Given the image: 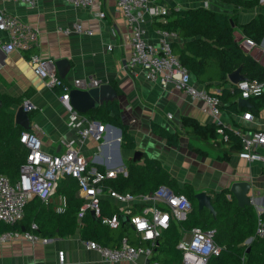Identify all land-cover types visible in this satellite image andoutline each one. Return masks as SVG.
<instances>
[{
	"label": "crops",
	"instance_id": "crops-1",
	"mask_svg": "<svg viewBox=\"0 0 264 264\" xmlns=\"http://www.w3.org/2000/svg\"><path fill=\"white\" fill-rule=\"evenodd\" d=\"M100 1L101 6L99 7L96 4L92 8H81L61 0H40L35 6L19 1L0 0V13L9 16L16 15L22 21L40 30L37 44L22 51H6L4 45L9 41V33L0 29V94L22 98V102L28 99L37 106L36 110L30 112L32 114L31 126H39V129L35 130L42 139L43 150L57 154L66 149L65 143H71L98 167L103 166V170L106 168L121 169L118 175L127 173L125 159L133 160L134 151L139 149L143 155L141 160H137L138 162L143 160L145 154L157 157L172 176L177 178L181 186L190 183L196 191L204 190L211 194V191L218 192L228 188L227 196L233 195L231 185L236 181L247 180L251 183L249 193L255 198L252 205L257 212L263 210L264 164L248 162L241 159L237 153H233L224 160L218 156L219 150H212L202 145L199 140L192 138L184 131L176 147L168 145L165 138L153 132L151 128L153 121L170 130L180 128L183 116L194 117L201 123L214 121L203 100H192L172 85L165 89L157 83L146 81L140 71L139 73L133 71L129 65L132 50L131 30L115 0ZM153 1L167 6L169 12L173 8L198 6L228 13H234L235 9L234 4L223 0ZM99 9L105 11L104 19L96 16L95 13ZM236 13L239 25L235 26L234 35L240 41L246 35L241 25L249 23L257 14L264 15V4L261 1V5L255 9L241 8ZM76 21L81 22L84 30L91 29L93 34L73 31L67 35L59 29L60 26L72 27ZM155 21L152 20L149 23V34L153 39L155 31L159 29L155 26ZM109 45L112 48H109ZM259 51L264 53V37L257 42L254 50L255 53ZM32 55L51 57L55 61L61 58L69 59L70 66L65 77H61L56 70L57 76L68 82L75 78L96 77L102 79L103 82L112 83L117 90V97L114 100L119 103L122 120L129 124L130 131L135 136L136 147L125 148L120 142V148H118L117 130L109 126L110 123H105L108 126L103 143L96 141L93 137L87 138L82 143L77 142L78 129L85 125L89 117L85 113H80L77 119L70 120L67 103L61 99L62 93H58L57 89L51 86L50 76H41L34 71L33 63H31ZM229 80L226 85L230 87L234 82L230 78ZM216 89H218L216 86L210 87L211 91ZM238 99L237 106L240 110L243 105L238 102ZM251 104L252 107L255 105L252 102ZM16 108L15 106V111ZM245 111L228 113L223 110L222 118L225 123L234 126L242 125L246 129L264 130V104L260 105L257 111L249 110L253 113L251 120L243 119L242 115ZM169 115H172V118ZM189 140H192L193 144L201 145L207 153L202 154L191 149L188 146ZM61 196L67 197V194H60L56 190L47 201L52 203L56 212H59ZM78 196H80L79 189ZM102 198L109 199L118 208V205L106 193ZM141 207V205H136L137 210ZM130 232L129 237L136 242L137 234L133 228ZM111 233L115 236L117 231L113 228ZM188 237L189 231H183L180 241ZM119 242L115 238L110 244H104L115 246ZM61 250L65 252L63 262L59 261ZM143 263V257L133 261L103 259L97 251L86 247L79 229L72 234L50 237L48 243L15 240L0 245V264Z\"/></svg>",
	"mask_w": 264,
	"mask_h": 264
},
{
	"label": "built area",
	"instance_id": "built-area-1",
	"mask_svg": "<svg viewBox=\"0 0 264 264\" xmlns=\"http://www.w3.org/2000/svg\"><path fill=\"white\" fill-rule=\"evenodd\" d=\"M35 6L40 0H10ZM69 5L81 8H92L94 5L101 6L100 0H61ZM125 22L131 30L130 44L132 47L129 65L133 71L143 75L146 81L157 83L163 88L172 85L176 90L183 91L192 100H203L206 109L217 124L231 127L241 138L242 148L237 153L241 159L248 162H261L264 164V130L246 129L242 125L234 126L225 123L222 115L223 102L220 98V89L206 90L195 80L190 70L183 65L179 56L173 52L172 43L177 39V33L166 29H157L155 38L149 34V23L152 20H160L169 13V8L153 0H115ZM262 2L264 0H261ZM96 16L104 19L106 13L99 9ZM0 29L9 33V41L4 45L6 51H22L37 44L40 30L22 21L16 15L0 13ZM59 29L65 34L73 31L92 35L91 29L84 30L80 21H76L72 27L60 26ZM244 50L254 55L257 42L244 35L240 40ZM109 48H112L109 45ZM255 58L264 66V53L259 51ZM34 71L41 76L51 77V86L62 88L61 99L67 103L68 117L75 120L81 114L69 105V93L73 88L88 89L103 83L96 77L75 78L68 82L57 76L55 59L32 55ZM230 91H239L242 98L262 96L264 93V79L252 80L241 79L230 86ZM22 105L24 110L33 112L37 106L26 99ZM172 118V115H169ZM244 120H251L253 113L245 111L242 115ZM220 126L218 132L224 135V127ZM35 129L38 125L22 131L20 140L29 149L26 161L20 167V176L16 182L0 174V221L15 223L23 219L25 206L28 201L37 196L48 201L55 194L61 179L72 176L77 179L79 194L84 202L79 216L85 211H94L96 216L102 212V196L106 193L118 205L119 212L110 216H104L103 222L111 228H118L121 224V216L127 217L133 230L137 234L136 242L128 235H124L118 245L108 246L93 239H84L88 249L97 251L100 256L108 261L136 260L144 258L143 264H161L155 257V248L164 231L170 227L172 220L182 219L186 216L193 205L191 199L185 193H178L167 185H162L150 193L132 194L121 193L112 187L106 188L105 180L114 178L121 169L106 168L101 170L95 163L88 159L80 150L71 143H65L66 149L61 153H49L43 150L41 137ZM107 125L89 118L85 125L79 127L77 142H84L93 137L103 143L106 139ZM224 135V139H227ZM118 137H116V140ZM121 139V137H120ZM123 170V169H122ZM231 197V194L228 195ZM255 198L252 196V203ZM141 205L140 210L135 212L136 205ZM67 207V197L61 196V205L58 210L64 211ZM258 211L255 235L264 238V207ZM37 223L32 222L30 228L8 229L0 232V245L15 240H27L31 243H48L50 238L34 232ZM189 238L178 243L183 251V264H207L212 255L220 253V247L215 242L214 229H202L194 227L189 231ZM59 261H65V252L59 251Z\"/></svg>",
	"mask_w": 264,
	"mask_h": 264
},
{
	"label": "trees",
	"instance_id": "trees-1",
	"mask_svg": "<svg viewBox=\"0 0 264 264\" xmlns=\"http://www.w3.org/2000/svg\"><path fill=\"white\" fill-rule=\"evenodd\" d=\"M223 1L235 5L234 13L215 11L204 6L173 8L154 24L157 28L177 33L179 40L173 41V52L195 76L199 85L206 90H210L212 86L220 89L222 109L232 113L248 110L249 107L238 109L237 99L241 94L239 91L232 93L226 85L230 81L229 74L241 67V73L248 79H264V66L253 54L242 48L234 35L235 26L239 25L236 12L241 8L255 9L261 5V0ZM241 26L246 36L256 42L264 37V15L261 13ZM55 89L58 93H63L62 88L56 86ZM0 98V174L6 175L14 183L20 176V167L26 161L29 151L20 140L25 129L15 122V106L22 105L23 102L22 98L14 96L0 94ZM249 100L255 104L249 110L257 111L260 105L264 104V93ZM85 115L93 120L117 126L122 131V146L131 149L136 147L135 136L131 133L129 124L121 118L118 101L110 100L98 104ZM221 125L216 122L201 123L194 117L183 116L180 128L170 130L154 121L151 128L155 134L165 138L168 145L175 147L179 145L183 131L189 133L202 145L219 150L218 156L226 160L241 150L242 143L240 136L231 127L222 125L224 133L228 136L224 139L225 134L221 135L217 131ZM188 146L202 154L207 153L201 145L193 144L192 140H189ZM125 165L127 173H119L117 177L105 180L106 188L112 187L121 193L144 194L167 185L178 193H185L192 201L193 207L186 216L178 220L173 219L170 227L159 238L154 255L161 264H183V251L178 247V243L182 232L190 231L194 227L215 230L214 239L220 247V253L212 255L207 264H264V238L255 235L258 212L254 205L240 207L234 195L227 196L228 188L218 192L211 191L212 203L216 209V215H213L206 208L198 209L195 197L197 191L194 186L190 183L181 186L159 158L145 154L140 162L126 158ZM99 168L103 170V166ZM58 186L57 192L65 193L68 197V206L64 211L56 212L52 203L35 196L25 206L23 219L15 223L0 221V232L23 227L29 229L31 223L35 222L38 227L34 232L49 238L72 234L77 229L83 239H93L102 244H110L115 238L120 241L124 235L130 236L132 226L128 219L124 218L126 216H121L120 226L114 229L117 231L115 236L111 233L113 228L103 222L104 216L119 212V208L109 199L102 198L100 216H95L87 210L80 217L83 199L78 196L77 179L66 176ZM136 211L138 210L135 209ZM249 238L251 240L247 241Z\"/></svg>",
	"mask_w": 264,
	"mask_h": 264
},
{
	"label": "water",
	"instance_id": "water-1",
	"mask_svg": "<svg viewBox=\"0 0 264 264\" xmlns=\"http://www.w3.org/2000/svg\"><path fill=\"white\" fill-rule=\"evenodd\" d=\"M232 25L234 26L233 19H231ZM56 68L61 77L66 76L67 69L70 66L69 59L61 58L55 61ZM229 78L233 82H238L241 79L247 78L243 73H241V67H238L233 72L229 74ZM69 105L77 110L80 113H86L90 109L96 107L98 104L107 103L110 100H114L117 97V90L110 82H103L98 86L89 87L88 89L76 87L73 88L69 93ZM238 102L246 107H252V104L249 99L240 97ZM2 100L0 98V105ZM15 113V122L16 124L22 126L24 129L31 128V118L30 113L24 110L23 105L16 106ZM108 126V124H107ZM117 130L116 140L118 148H120L121 134L122 131L120 128L114 125ZM143 152L139 149L134 151L133 160H141ZM123 160H121L122 162ZM251 183L247 180L236 181L231 185V192L235 196L237 203L240 207H245L252 204V196L250 195ZM195 197L198 201V209L202 210L203 208L208 209L213 215H216V209L212 203L211 194L206 191H197ZM95 215L94 211H91ZM96 216V215H95ZM127 219V217H124ZM190 236V235H189ZM189 238V237H188Z\"/></svg>",
	"mask_w": 264,
	"mask_h": 264
},
{
	"label": "rangeland",
	"instance_id": "rangeland-1",
	"mask_svg": "<svg viewBox=\"0 0 264 264\" xmlns=\"http://www.w3.org/2000/svg\"><path fill=\"white\" fill-rule=\"evenodd\" d=\"M262 4H264V1L262 2ZM252 51H254V50H252ZM256 53H254V55H255Z\"/></svg>",
	"mask_w": 264,
	"mask_h": 264
}]
</instances>
